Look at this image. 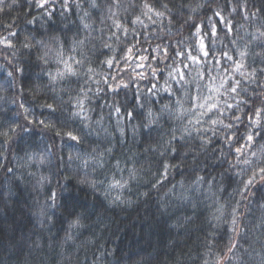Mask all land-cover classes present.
I'll return each instance as SVG.
<instances>
[{
  "label": "clouds",
  "instance_id": "clouds-1",
  "mask_svg": "<svg viewBox=\"0 0 264 264\" xmlns=\"http://www.w3.org/2000/svg\"><path fill=\"white\" fill-rule=\"evenodd\" d=\"M0 264H264V0H0Z\"/></svg>",
  "mask_w": 264,
  "mask_h": 264
},
{
  "label": "snow or ice",
  "instance_id": "snow-or-ice-1",
  "mask_svg": "<svg viewBox=\"0 0 264 264\" xmlns=\"http://www.w3.org/2000/svg\"><path fill=\"white\" fill-rule=\"evenodd\" d=\"M69 135H71V133H69Z\"/></svg>",
  "mask_w": 264,
  "mask_h": 264
}]
</instances>
